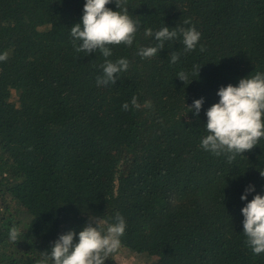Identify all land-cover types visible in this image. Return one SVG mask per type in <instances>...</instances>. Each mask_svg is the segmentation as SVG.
Returning <instances> with one entry per match:
<instances>
[{"label": "trees", "instance_id": "1", "mask_svg": "<svg viewBox=\"0 0 264 264\" xmlns=\"http://www.w3.org/2000/svg\"><path fill=\"white\" fill-rule=\"evenodd\" d=\"M85 3L0 0V264H37L61 234L78 241L93 218L106 227L117 213L127 225L118 252L138 264H264L245 243L241 211L264 195V138L231 162L200 146L219 89L264 73V0H127L140 25L131 47L112 46L110 59L130 67L108 86L96 83L102 54L73 48ZM164 26H195L196 49L185 52L181 35L139 56L158 43L145 29ZM194 65L199 75L177 77ZM134 95L142 107L122 110ZM105 264H118L116 253Z\"/></svg>", "mask_w": 264, "mask_h": 264}, {"label": "clouds", "instance_id": "2", "mask_svg": "<svg viewBox=\"0 0 264 264\" xmlns=\"http://www.w3.org/2000/svg\"><path fill=\"white\" fill-rule=\"evenodd\" d=\"M113 2L118 9L116 11L107 7ZM126 4L127 0H86L82 24L77 23L70 30L76 53L90 55L99 51L105 58L101 65L103 75L97 77V86L115 85L118 74L126 72L130 67L127 58L121 57L115 61L110 59L113 56L112 46L131 47L139 29L140 21L131 17ZM184 24H191V21L185 20ZM144 35L154 37L158 43L155 46L141 47L138 55L142 58L156 56L164 49L166 41L181 35L185 52L195 50L201 39V33L195 26H164L155 32L149 27L145 29ZM200 51H206L204 45H200ZM7 59V52L0 54V61ZM179 59V53L170 54L171 63L175 64ZM200 68L201 66L194 65L191 73L181 71L177 77L186 83L190 75H199ZM217 94L219 102L206 112L205 128L208 134L202 138L200 146L215 156L226 155L231 162L237 154L253 150L261 138H264V73L257 71L255 75L242 78L238 86H222ZM203 103V98L195 100L191 111L199 115ZM143 106L150 108L151 101H145ZM141 107L138 97L134 95L130 103H123L122 110H139ZM261 175L264 176V173L261 172ZM253 191L254 186L247 187L241 199L247 201L248 194ZM241 211L244 217L245 243L254 254L264 253V195L256 194ZM126 227V221L119 213L116 214L115 222L108 223L106 227L103 220L93 218L79 232L78 241L74 230L61 234L54 242L51 253L44 252L45 258L37 264H48L49 260L52 264H105L121 248V238L125 235ZM19 236L20 229L13 226L9 232L10 240L16 242Z\"/></svg>", "mask_w": 264, "mask_h": 264}, {"label": "rangeland", "instance_id": "3", "mask_svg": "<svg viewBox=\"0 0 264 264\" xmlns=\"http://www.w3.org/2000/svg\"><path fill=\"white\" fill-rule=\"evenodd\" d=\"M118 264H138L134 259V255L129 250L119 251L116 253Z\"/></svg>", "mask_w": 264, "mask_h": 264}]
</instances>
